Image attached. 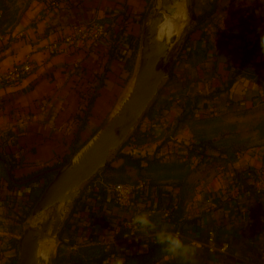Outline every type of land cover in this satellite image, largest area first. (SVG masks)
Wrapping results in <instances>:
<instances>
[{
    "label": "crops",
    "instance_id": "crops-1",
    "mask_svg": "<svg viewBox=\"0 0 264 264\" xmlns=\"http://www.w3.org/2000/svg\"><path fill=\"white\" fill-rule=\"evenodd\" d=\"M152 1L0 0V74L27 61L33 66L21 81L0 88V264L13 263L18 249L12 245L31 224L33 194L48 182L17 185L13 177L59 164L90 139L93 106L134 77L139 51L134 72L127 70L133 38L141 39ZM194 13L197 23L139 126L147 140L130 145L141 170L117 159L112 166L120 178L106 174L144 187L133 205L119 207L101 185L89 183L67 210L54 242L59 250L103 245L115 253L112 264L147 254L155 233L139 229L137 241L126 237L125 224L136 213L166 208L177 211L174 219L150 216L156 230L180 233L192 252L187 258L166 252L151 264H264V193L256 191L259 175L264 178V132L253 143H246L252 135L241 136L254 123L258 133L264 113V0H194ZM93 22L110 26L97 46L46 52L74 24ZM237 131L238 137L226 136ZM207 138L217 148L201 154L199 143ZM185 162L195 171L193 190L174 169Z\"/></svg>",
    "mask_w": 264,
    "mask_h": 264
},
{
    "label": "water",
    "instance_id": "water-1",
    "mask_svg": "<svg viewBox=\"0 0 264 264\" xmlns=\"http://www.w3.org/2000/svg\"><path fill=\"white\" fill-rule=\"evenodd\" d=\"M183 20L179 34L173 20ZM194 0H156L147 13L141 32L139 59L129 90L107 122L64 165L53 170L29 224L18 242L17 264H50L43 245L58 240L68 208L79 197L82 186L106 168L154 102L163 82L196 25Z\"/></svg>",
    "mask_w": 264,
    "mask_h": 264
},
{
    "label": "trees",
    "instance_id": "trees-1",
    "mask_svg": "<svg viewBox=\"0 0 264 264\" xmlns=\"http://www.w3.org/2000/svg\"><path fill=\"white\" fill-rule=\"evenodd\" d=\"M107 28H108L109 33H110L109 24L107 25ZM139 35H140V30H139ZM133 45H134L135 51L131 55L130 64L127 65V70H129L131 73L134 72V69H135V66H136V63H137V54H138L139 46H140V36H138L137 38H133ZM161 92H162V88L159 90L156 99L158 98V96L160 95ZM156 99L154 100L153 104L151 105L150 110L152 109L153 105L155 104ZM94 100H95V97H91L89 100H87V104H86V106H87L86 115L87 116H88V114L90 112V107L94 103ZM223 122H224V118L217 120L215 123H223ZM255 126H256V124L254 123L253 126H250V129H249V127H245L244 128L245 131L241 134V136L243 135L244 137H247L246 135H248V138H249V136H251L252 134L256 133L257 128ZM237 132L239 133V131H237ZM263 135H264V133L262 134V136ZM141 136L145 137V135L143 133H141V132L137 133L136 137H137L138 140L133 141L132 144L143 143L144 141L147 140V137L144 138L143 140H141L140 139ZM256 137L257 136H255L254 138L252 137V139L249 138L248 140H251V141H248L246 143L257 142L258 140H256ZM128 141H129V139L124 143L123 146H126L128 144ZM238 142H239V140L237 142H234V143L237 144ZM199 146L201 147V149H200V151H201L200 153L201 154L202 153L205 154V151H206L208 146H211L212 149H215V147H216L215 143L212 140H210L209 138L202 139V141L199 143ZM76 153H74L73 156ZM73 156H71L68 159H65V160L61 161L59 164H56V165H54L52 167L44 168V169H41V170H39L37 172H34L31 175H29V176L21 177V178H18V179L13 177L12 182L17 184V185H19L21 181H28L29 180L27 182V185H31L33 183H38L43 178H48V182L46 184H44L43 186H41L33 194V198H34V204L33 205H36L37 201L40 199L41 195L43 194L45 188L48 186V184L53 179V175H54L53 170H55L57 167H59L61 165H64L65 163H67ZM117 159H123L125 161V163H126L125 166L132 165V166H136L139 170H141V168L139 166V161L135 160L133 158V156H131L129 154H126V153H123L122 150L120 149V150L117 151V154L114 157H112L111 160H109L108 165L106 166V168H104L103 170L100 171V174L103 176V178H104V180L106 182L123 183V182H118V181H120V180H118V178L114 177L113 179H109V178L106 177L107 173L109 175H114V176L115 175L118 176L119 174H121L120 170L117 171L112 166L113 162L116 161ZM174 167H175L174 169L177 170V173L180 174L178 176H180L181 178H186L187 177L186 180L188 179L187 174H184L187 170L190 169V166H189V164L187 162L179 164V165H176ZM183 170H185V172H183ZM118 177L120 178V176H118ZM123 178L124 177H122V179ZM179 209H180V207H178V210ZM176 212L177 211H174V212L171 213V220L174 219V216H175ZM24 220L25 219H23V221ZM12 246L17 250L18 249V242L14 243ZM93 247H94L93 249L99 250V252H100V257L97 260V264L112 263V259L115 256V253L112 250H108L103 245H96V246H93ZM164 253H166V251L164 250V247L162 245L158 244V243H154L152 245V247H151L150 252L147 253V254L126 255V257L124 259V264H151V263L155 262L156 260H158L162 255H164ZM75 254H76V250H74L72 252H69V253L65 254L64 256L57 258L54 261V264H86L85 263L86 260H83L82 258H79L80 256L79 255H75ZM17 261H18V252H17L16 257L13 260L14 264H17Z\"/></svg>",
    "mask_w": 264,
    "mask_h": 264
},
{
    "label": "built area",
    "instance_id": "built-area-1",
    "mask_svg": "<svg viewBox=\"0 0 264 264\" xmlns=\"http://www.w3.org/2000/svg\"><path fill=\"white\" fill-rule=\"evenodd\" d=\"M108 35L109 30L107 28V25L103 22H93L91 24L77 23L71 26L70 30L61 38H58L51 44L47 45L45 50L51 55L64 54L68 50V48L71 47L84 48L88 43H92L93 45L97 46L100 41H102ZM32 71L33 66L30 61L25 62L21 66H15L4 71L0 74V88L21 81ZM120 149L123 153L126 154H131L133 151V148L130 145H127L125 147L122 146ZM258 179L259 180L256 182V191L257 193L261 194L264 193V178L262 175H259ZM89 183L94 185H101L112 196L115 203L119 207H128L133 205L134 193L144 187V183L135 185L129 183L106 182L100 172L92 180H90ZM174 209H177V206H175ZM148 213L151 214L150 216L162 214L163 218L171 219L172 211L166 208L160 211L157 209H151ZM137 214L139 213H136L135 215ZM132 218L125 224V228L130 231V233H128L126 237L133 236L135 240L138 241L136 233L139 231L140 227L131 223ZM209 242L211 246H214L213 232L210 233ZM227 247L228 246L225 245L220 250L224 252L226 251ZM211 250H213V247H211Z\"/></svg>",
    "mask_w": 264,
    "mask_h": 264
},
{
    "label": "rangeland",
    "instance_id": "rangeland-1",
    "mask_svg": "<svg viewBox=\"0 0 264 264\" xmlns=\"http://www.w3.org/2000/svg\"><path fill=\"white\" fill-rule=\"evenodd\" d=\"M155 1L156 0H153L150 4H149V7L147 9V11H149L153 5L155 4ZM184 26V24H179L177 27L181 28L180 30H182V27ZM133 79V78H132ZM132 82V80H130ZM131 82H129V84H127L126 86H124V88L122 90H114L113 91V95H111L110 97H107L106 99H103L101 101H97L96 105L97 106H93V107H96L95 109V114L93 115V119H94V123H92V128H89L90 130H87V133H86V139L87 138H91L92 135H94L106 122L107 120L109 119V117L111 116V114L116 110V108L119 106V104L121 103V101L123 100V98L125 97V95L127 94L128 90H129V87L131 85ZM162 87V86H161ZM160 87V88H161ZM88 97V96H87ZM89 98V97H88ZM87 98V99H88ZM91 98V97H90ZM156 99V98H155ZM153 104V103H152ZM151 104V105H152ZM151 105L149 106L147 112L145 113V115L142 117V119H140V121L138 122L136 128L130 133L128 139V144L127 145H131L133 141H136L138 140L137 139V133L141 132L139 130V126L141 124V122L143 121L144 117L146 116V114H148L149 110H150V107ZM257 119L256 117L253 118V120ZM258 122H259V126H258V130L259 132L258 133H254L252 134L253 138L255 136H258L259 133H263L264 132V113L261 114L259 116V119H258ZM223 135V133H222ZM231 136V135H236L237 137L239 136V133H235V134H226V136ZM147 135H145V137L141 136L140 139L143 140L144 138H146ZM127 139V140H128ZM223 139V137H222ZM126 140V141H127ZM234 142H237L239 139H235V137H232V139ZM125 141V142H126ZM130 143V144H129ZM126 145V146H127ZM125 147V146H124ZM117 154V151L113 152L111 154L110 157H114L115 155ZM183 172H185V170H183ZM184 174H187L188 176V179L187 181L185 182L186 183V186L189 190H193L194 187H195V171H191V169L187 170ZM199 176L201 175H204L203 172H200L199 171ZM54 177V176H53ZM46 182V180L44 181ZM89 185V182L88 183H85L83 186H82V189H86V187ZM72 205V204H71ZM70 205V206H71ZM70 209V207H69ZM30 222L31 224L33 223V220L30 219ZM26 229V228H25ZM23 231V230H22ZM93 246H96V244H89V245H81L80 247H78L76 249V254L75 255H79L80 257L79 258H82L83 260H86L85 263L86 264H97V260L98 258L100 257V252L99 250H95L93 249L94 247ZM47 247L50 248V252H49V258H50V264H54V261L59 258V257H62L64 256L65 254L69 253V252H72L74 251V249L72 251H69L67 250L66 248H61L59 250V247L56 245V243L54 242H50L47 244ZM19 249V247H18ZM78 250V251H77ZM60 254V255H59ZM18 257H19V250H18ZM14 264V262L12 263ZM106 264H112V263H106Z\"/></svg>",
    "mask_w": 264,
    "mask_h": 264
},
{
    "label": "clouds",
    "instance_id": "clouds-1",
    "mask_svg": "<svg viewBox=\"0 0 264 264\" xmlns=\"http://www.w3.org/2000/svg\"><path fill=\"white\" fill-rule=\"evenodd\" d=\"M261 46L264 47V37L261 38ZM150 215V213L137 214L132 218L131 223L138 225L145 232H154L156 242L163 245L164 250L171 256L187 258L192 250L184 243L179 233H173L166 228H161L157 231V226L150 219ZM114 264H124V261L123 259H116Z\"/></svg>",
    "mask_w": 264,
    "mask_h": 264
},
{
    "label": "bare ground",
    "instance_id": "bare-ground-1",
    "mask_svg": "<svg viewBox=\"0 0 264 264\" xmlns=\"http://www.w3.org/2000/svg\"><path fill=\"white\" fill-rule=\"evenodd\" d=\"M184 24V21L183 20H180V19H177V20H173L172 23H171V26H172V29H173V32L175 34H179L182 30H180L181 28L177 27L179 24ZM184 27V26H183ZM182 27V29H183ZM44 251H46L47 253L50 252V248L47 247V244L43 245V248H42Z\"/></svg>",
    "mask_w": 264,
    "mask_h": 264
}]
</instances>
